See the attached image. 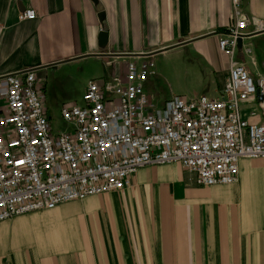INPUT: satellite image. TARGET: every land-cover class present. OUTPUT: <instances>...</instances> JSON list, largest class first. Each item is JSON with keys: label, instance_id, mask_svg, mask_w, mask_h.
<instances>
[{"label": "crops", "instance_id": "0c3cea01", "mask_svg": "<svg viewBox=\"0 0 264 264\" xmlns=\"http://www.w3.org/2000/svg\"><path fill=\"white\" fill-rule=\"evenodd\" d=\"M100 1L109 27L105 50L89 0H0V91L5 76L35 70L48 95V71L90 58L102 61L96 79L125 82L126 64L137 57L187 53L204 96L215 97L230 68L218 39L241 18L248 35L235 60L264 77V0H241L238 11L232 0ZM28 10L36 18L20 20ZM154 79L147 91L156 92ZM156 93L163 100L200 97H185L184 89ZM250 106L243 107L246 118ZM239 166L237 183L214 187L198 186L178 164L148 166L123 191L13 217L0 223V264H264V160Z\"/></svg>", "mask_w": 264, "mask_h": 264}, {"label": "built area", "instance_id": "2783aa9c", "mask_svg": "<svg viewBox=\"0 0 264 264\" xmlns=\"http://www.w3.org/2000/svg\"><path fill=\"white\" fill-rule=\"evenodd\" d=\"M238 11L241 0H232ZM36 12L20 14L34 20ZM248 21L222 33L229 77L215 97L163 100L146 90L152 58L126 64L125 82L94 79L81 103L63 106L58 131L35 70L5 76L0 91V223L87 197L123 191L142 168L178 164L198 186L237 183L242 159L264 160V77L235 60ZM260 30V29H258ZM256 30L255 32H258ZM254 32V33H255ZM244 105H251L248 117Z\"/></svg>", "mask_w": 264, "mask_h": 264}, {"label": "rangeland", "instance_id": "374dc122", "mask_svg": "<svg viewBox=\"0 0 264 264\" xmlns=\"http://www.w3.org/2000/svg\"><path fill=\"white\" fill-rule=\"evenodd\" d=\"M190 59L187 53L181 56H178L176 53L170 56L162 54L155 56L153 60L156 64V71L159 70L160 76L154 79L156 89L154 90L167 97H169L172 91L179 89L187 91L185 97H189L192 94L205 95V84L201 83V79H198L195 67L198 70L200 69L192 62H190V65H187ZM101 72H103L102 61L96 58H90V60L82 64L64 67L59 66L54 71H48L47 112L52 120L53 127L58 131H65L67 128V125L59 117L60 109L63 106L81 103L88 83L98 78V74ZM190 74H195V79L188 83L187 77ZM146 88L148 90L147 86Z\"/></svg>", "mask_w": 264, "mask_h": 264}, {"label": "water", "instance_id": "95a60500", "mask_svg": "<svg viewBox=\"0 0 264 264\" xmlns=\"http://www.w3.org/2000/svg\"><path fill=\"white\" fill-rule=\"evenodd\" d=\"M89 1L92 3L93 7L95 8L97 15H98L100 25H101V30L98 36V46H99V49L105 50L109 42V27H108V22H107V17H106V11L104 10V6L102 5L100 0H89ZM158 52H161V51H158ZM154 54H157V53H152V54L143 55V56H153ZM89 56L98 57V56H104V55L103 54H99V55L93 54Z\"/></svg>", "mask_w": 264, "mask_h": 264}]
</instances>
